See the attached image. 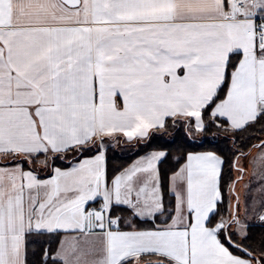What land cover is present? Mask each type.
Wrapping results in <instances>:
<instances>
[{
  "label": "snow or ice",
  "instance_id": "6c2138e0",
  "mask_svg": "<svg viewBox=\"0 0 264 264\" xmlns=\"http://www.w3.org/2000/svg\"><path fill=\"white\" fill-rule=\"evenodd\" d=\"M246 162L264 0H0V264H264Z\"/></svg>",
  "mask_w": 264,
  "mask_h": 264
},
{
  "label": "rangeland",
  "instance_id": "374dc122",
  "mask_svg": "<svg viewBox=\"0 0 264 264\" xmlns=\"http://www.w3.org/2000/svg\"><path fill=\"white\" fill-rule=\"evenodd\" d=\"M119 151L124 152L125 150L119 149ZM245 151H247V149ZM257 155V150L252 149L248 160L253 161ZM262 174H264V166L247 163V171L245 173L244 181L237 186L242 202L245 200L251 201L252 199L260 200L264 198V195L259 191L261 188L260 176Z\"/></svg>",
  "mask_w": 264,
  "mask_h": 264
},
{
  "label": "trees",
  "instance_id": "16d2710c",
  "mask_svg": "<svg viewBox=\"0 0 264 264\" xmlns=\"http://www.w3.org/2000/svg\"><path fill=\"white\" fill-rule=\"evenodd\" d=\"M225 147H229V145H224ZM120 148L118 149H114L113 153L111 155H113L115 158L113 160V163L115 165H120V164H127L131 162V159L134 157H130L129 154L126 151H119ZM247 149V148H246ZM245 149V150H246ZM254 232H259L260 229L259 228H254L253 229Z\"/></svg>",
  "mask_w": 264,
  "mask_h": 264
}]
</instances>
